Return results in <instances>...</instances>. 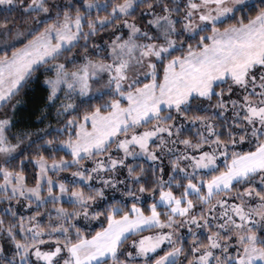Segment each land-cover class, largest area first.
<instances>
[{"label":"snow or ice","instance_id":"1","mask_svg":"<svg viewBox=\"0 0 264 264\" xmlns=\"http://www.w3.org/2000/svg\"><path fill=\"white\" fill-rule=\"evenodd\" d=\"M0 9V264H264V0Z\"/></svg>","mask_w":264,"mask_h":264},{"label":"trees","instance_id":"2","mask_svg":"<svg viewBox=\"0 0 264 264\" xmlns=\"http://www.w3.org/2000/svg\"><path fill=\"white\" fill-rule=\"evenodd\" d=\"M3 15L5 13L0 9V17ZM13 22L21 23L20 20H9L10 25ZM46 96L47 87L43 83V76L21 90L15 98L19 103H17L15 112L12 114L13 132L27 129L35 133L37 129H43L47 125L56 126L55 108L48 107ZM95 228L98 229V227Z\"/></svg>","mask_w":264,"mask_h":264},{"label":"rangeland","instance_id":"3","mask_svg":"<svg viewBox=\"0 0 264 264\" xmlns=\"http://www.w3.org/2000/svg\"><path fill=\"white\" fill-rule=\"evenodd\" d=\"M62 175H63V174H62ZM99 226H100V223H99V222H97V221H92V227H93V228H95V227H98V228H99ZM144 234H147V233H144ZM133 239H137V237H136V236H130L128 242H127L126 245H125V247H127L128 244H130L131 240H133Z\"/></svg>","mask_w":264,"mask_h":264}]
</instances>
